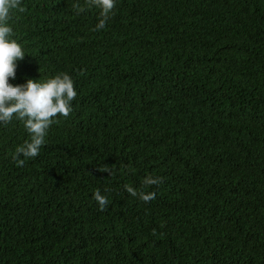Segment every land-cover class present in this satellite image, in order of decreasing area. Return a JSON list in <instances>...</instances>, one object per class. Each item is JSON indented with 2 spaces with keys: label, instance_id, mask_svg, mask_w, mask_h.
<instances>
[{
  "label": "trees",
  "instance_id": "obj_1",
  "mask_svg": "<svg viewBox=\"0 0 264 264\" xmlns=\"http://www.w3.org/2000/svg\"><path fill=\"white\" fill-rule=\"evenodd\" d=\"M21 4L10 83L78 95L23 164L0 125V264H264V0H117L103 29L93 0Z\"/></svg>",
  "mask_w": 264,
  "mask_h": 264
},
{
  "label": "clouds",
  "instance_id": "obj_2",
  "mask_svg": "<svg viewBox=\"0 0 264 264\" xmlns=\"http://www.w3.org/2000/svg\"><path fill=\"white\" fill-rule=\"evenodd\" d=\"M100 9L97 29L106 27L114 14L117 0H93ZM78 10L79 5H76ZM24 11L21 0H0V125L19 121L28 133V138L18 144L13 152V159L19 164L24 158L37 156L47 143L49 130L58 123L60 116L67 117L73 111V101L78 95L73 76L67 72H57L46 78H27L23 83H10L9 78L16 77L18 61L22 60L27 50L15 38L11 23L14 10ZM109 173L111 169L103 167ZM163 177L151 173L143 177L145 186L162 183ZM127 191L144 201L155 199V191L138 190L137 187L125 185ZM101 209L108 203V196L99 188L93 193Z\"/></svg>",
  "mask_w": 264,
  "mask_h": 264
}]
</instances>
